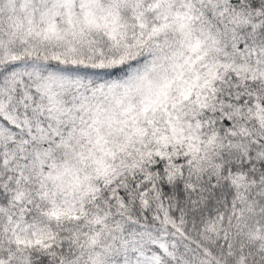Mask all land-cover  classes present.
I'll list each match as a JSON object with an SVG mask.
<instances>
[{
	"label": "trees",
	"instance_id": "obj_1",
	"mask_svg": "<svg viewBox=\"0 0 264 264\" xmlns=\"http://www.w3.org/2000/svg\"><path fill=\"white\" fill-rule=\"evenodd\" d=\"M22 64L84 78L65 107L116 101L75 198L48 139L75 125ZM163 235L159 264H264V0H0V264H130Z\"/></svg>",
	"mask_w": 264,
	"mask_h": 264
},
{
	"label": "rangeland",
	"instance_id": "obj_2",
	"mask_svg": "<svg viewBox=\"0 0 264 264\" xmlns=\"http://www.w3.org/2000/svg\"><path fill=\"white\" fill-rule=\"evenodd\" d=\"M25 67L27 74L38 78L40 81L35 87V90L40 95L44 96L49 109L57 120L58 126L62 122L61 117L65 116L70 122L74 123V127L64 131L61 128L59 131L54 127L49 131L48 139L54 140L55 136L61 139V144L69 151V157L65 158L57 166H52L54 171V178L60 184H65L68 192L72 198L78 196L77 191L74 190L75 184H83L86 181V172L93 169H100L103 166L102 158L105 154V147L109 146V142H105L101 131L97 129V125L103 120V130L107 132L112 126V122L117 118L114 113V102H92L89 106L83 104L82 106H75V108H68L58 100V96L67 85L75 86V83L82 82L84 78L76 76V73H70L63 69H46L42 64H33ZM75 76L76 81H70L63 84L61 81L64 78ZM75 95L74 98H77ZM80 97V96H79ZM108 112L104 117L100 113ZM109 127V128H108ZM92 144L95 152V158L88 153L86 147ZM84 175V180L81 176ZM80 190V186H77ZM80 192V191H78ZM153 249L141 250L133 252V258L130 264H159L163 257L179 256L177 245L173 241H169L166 236H160L155 241L150 243Z\"/></svg>",
	"mask_w": 264,
	"mask_h": 264
}]
</instances>
